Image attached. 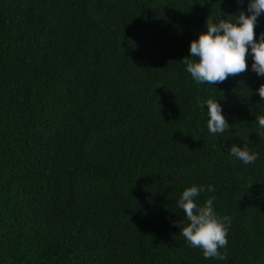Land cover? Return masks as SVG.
I'll return each mask as SVG.
<instances>
[{"label": "trees", "instance_id": "obj_1", "mask_svg": "<svg viewBox=\"0 0 264 264\" xmlns=\"http://www.w3.org/2000/svg\"><path fill=\"white\" fill-rule=\"evenodd\" d=\"M248 3L0 0V264H264V76L249 57L198 85L182 61L208 18L234 22ZM245 142L255 163L229 153ZM192 185L231 217L224 260L180 235Z\"/></svg>", "mask_w": 264, "mask_h": 264}, {"label": "clouds", "instance_id": "obj_2", "mask_svg": "<svg viewBox=\"0 0 264 264\" xmlns=\"http://www.w3.org/2000/svg\"><path fill=\"white\" fill-rule=\"evenodd\" d=\"M243 2L237 0V3ZM247 11L248 15L240 11L234 22L221 19L217 23L207 19V30L191 42L190 56L182 60L196 84H221L230 77L245 73L249 57L253 61L252 70L258 76H264V33L260 34L259 40L255 34L258 17L264 14V0H249ZM256 91L264 100V84ZM205 104L208 132L213 135L227 132L230 124L223 115L221 105L214 99H208ZM257 120L260 128L264 129V115L257 117ZM229 153L245 165L258 159V154L251 152L246 142L243 147L232 145ZM206 191L214 192L215 189L211 185L207 188L192 185L183 190L177 205L183 210L187 223L183 227L181 223L177 226L187 244L199 249L205 259L224 260L227 253L221 254L220 249L228 245L231 217L217 216L213 207L214 196L202 205L197 204L196 198Z\"/></svg>", "mask_w": 264, "mask_h": 264}]
</instances>
